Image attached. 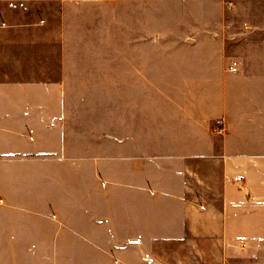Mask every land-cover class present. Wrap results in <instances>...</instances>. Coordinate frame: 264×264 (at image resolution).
<instances>
[{"label":"rangeland","instance_id":"374dc122","mask_svg":"<svg viewBox=\"0 0 264 264\" xmlns=\"http://www.w3.org/2000/svg\"><path fill=\"white\" fill-rule=\"evenodd\" d=\"M42 4L40 21L49 24L42 27V51L51 55L43 60L47 66L42 70L72 85L66 91L69 136L63 157L32 163L42 168L50 164V170L22 171L11 162L14 159L9 167H16L7 170L2 164L8 162L0 160V264H62L59 253L66 252V236L57 235V230L71 222L67 210L74 212L73 204L66 188L75 168L82 166V155L85 179L98 180L106 202L119 190L123 195L131 191L139 219L155 220L160 231L156 240L139 245L152 264L193 260V248H201L196 253L204 264H253L249 250H226L227 245H237L224 233L214 234L216 218L221 217L214 218L210 210L215 215L222 210L230 176L224 153L229 132L244 126L251 143L264 138V81L257 87V75L242 73L246 67L258 71V66L264 72V0ZM54 31L57 49L48 45ZM116 178L124 182L115 188L109 184ZM149 196L153 203L145 202ZM2 197L25 214H42L23 217ZM173 207L184 215V231L161 234L167 225L161 221L168 217L164 211L176 213ZM169 236L179 237L184 245L162 260L160 251L169 250L162 240ZM77 249L74 255L83 254ZM109 255L107 264L128 261Z\"/></svg>","mask_w":264,"mask_h":264},{"label":"crops","instance_id":"0c3cea01","mask_svg":"<svg viewBox=\"0 0 264 264\" xmlns=\"http://www.w3.org/2000/svg\"><path fill=\"white\" fill-rule=\"evenodd\" d=\"M50 1L0 0V160L8 162L2 164L8 166L3 169H14V165L9 167V161L14 159L11 162H17V168L22 171H33L32 173L36 174L42 169L50 170V164L42 168L32 163L39 159L49 162L61 158L67 148V124L70 116L66 113V91L69 84L60 83L55 77L51 79V75L47 76L42 70L45 66L42 65L43 60L51 55L48 54L50 52L42 51V27L49 24H42L40 16L43 11L42 3ZM56 33L54 31L53 41H48V45L53 43L55 49L58 44ZM261 70L260 66L258 71H248L246 67L242 73L257 75V87L261 88L264 83H261L264 81V72ZM244 128L243 126L235 132H229L230 139L226 142L224 153L226 172L230 176L223 188L222 210H217L220 212L217 215L213 209L210 211L214 218H222V221L216 218L214 234L224 233L226 238L228 235L237 245H227V251H239V248L241 252L249 250L255 258L251 263L264 264V245H260V240H264V138L260 137V143H251V137L244 133ZM43 144H47L51 149L43 148ZM81 157L82 166L75 168V176L66 188V198L73 204L71 209L74 212L69 208V211L67 210L71 222H66L65 229L63 227L57 230V235L66 236L62 241L67 245L66 252L64 251L63 255L62 252L59 253V261L62 264H72L71 261L79 260V263L73 264H103L106 261L108 263L109 254H117L118 259L128 258L127 262L122 260L120 264H152L146 254L147 250L139 245H148L156 240L155 235L160 231L156 230L154 219H139L137 197L132 195L131 191L123 195L119 190L106 202L105 188L99 190L101 185L98 180L85 179V155ZM25 164H29V167H22ZM235 175H239L241 180L236 181L233 178ZM60 176L59 179L65 184L62 175ZM110 182L112 184L109 185L116 188L120 187L124 180L116 178ZM153 199V196H149L145 202L153 203ZM2 200L5 199L2 197ZM5 202L9 206L18 207L10 201ZM123 205L127 206L126 210H123ZM18 209L23 217L30 215L38 218L42 214V211L35 210L25 214L19 207ZM172 209L176 213H170V209L164 211L168 217L161 221L167 225L163 227L161 234L177 235L184 231L181 228L184 223L183 213L175 207ZM170 215H175V221ZM66 217L64 214V218ZM74 221L80 225L76 226ZM179 224L182 225L178 226ZM210 232L213 231L210 229ZM198 233H201V227ZM251 237L256 239V244L250 242ZM162 241L169 249L160 251L162 260L167 258V253L175 254L178 247L184 245L180 243L179 237L169 236ZM107 243H110V247ZM173 246L176 248H171ZM78 247L83 254L76 256L73 253ZM182 250L185 252L186 247ZM139 251L146 256H138ZM192 252L193 260L186 257L178 261V264H204L201 254H197L201 253V248H193ZM249 263L250 260L246 262Z\"/></svg>","mask_w":264,"mask_h":264},{"label":"built area","instance_id":"2783aa9c","mask_svg":"<svg viewBox=\"0 0 264 264\" xmlns=\"http://www.w3.org/2000/svg\"><path fill=\"white\" fill-rule=\"evenodd\" d=\"M233 63H234V64H232V68H234L233 70H236V69H237V66H236V65H237L238 62L235 61V62H233ZM234 179H235L236 181H240V180H241L240 176H235Z\"/></svg>","mask_w":264,"mask_h":264}]
</instances>
